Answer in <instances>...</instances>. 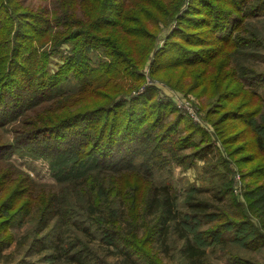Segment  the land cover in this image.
<instances>
[{
    "label": "trees",
    "instance_id": "16d2710c",
    "mask_svg": "<svg viewBox=\"0 0 264 264\" xmlns=\"http://www.w3.org/2000/svg\"><path fill=\"white\" fill-rule=\"evenodd\" d=\"M261 18L264 0H0V128L21 119L12 141L0 138V262L12 264L5 252L15 246L13 255L25 251L17 264H112V254L165 264L156 245L169 236L192 260L221 244L227 228L234 245L264 248V73L245 61L264 60V42L244 34L247 21ZM165 30V47L155 52ZM145 65L151 79L162 74L167 83L194 74L188 90L212 101L207 119L246 169L237 174L247 205L205 130L156 100L154 87L131 96L145 83ZM68 83L77 90L66 92ZM18 154L46 161L57 188L7 167ZM199 163L205 177L219 178L218 205L195 199L202 189L194 186L179 203L173 167ZM165 170L170 177L156 185L154 172ZM220 203L234 219H222Z\"/></svg>",
    "mask_w": 264,
    "mask_h": 264
},
{
    "label": "rangeland",
    "instance_id": "374dc122",
    "mask_svg": "<svg viewBox=\"0 0 264 264\" xmlns=\"http://www.w3.org/2000/svg\"><path fill=\"white\" fill-rule=\"evenodd\" d=\"M245 30H247L248 33H244L245 35L249 34L252 35L253 33H256L257 36L264 42V18L256 19L247 21L244 25ZM258 33H257V32ZM167 30H165L160 35V40L157 41L155 45L154 51H161L165 47V34ZM248 35V36H249ZM153 51V53H154ZM261 53L264 54V50H261ZM152 55V54H151ZM151 57V56H150ZM241 63H245V57L243 58L240 55H236ZM249 64H252V66L256 69L258 73L263 74L264 73V60L257 59L255 61L251 60H245ZM148 64V63H147ZM149 65V64H148ZM247 65V64H246ZM254 69V70H255ZM208 75H211L213 71H208ZM150 67L145 65L143 69V75L145 77V83H143L142 87H140L138 90L135 89L131 92L132 97L140 96L143 93V90L148 87H154L157 90L156 94V100L160 101H168L172 103V105L176 106L175 99L180 97L187 99V101L190 102L192 106L196 109L197 116H198V124L195 123L196 127L205 130L209 136V139L215 143L218 144V147L221 148V152L219 154L225 158L229 163V166L231 169L234 170V172L237 173H247L246 169L238 170L235 163H233L232 159L227 155V152L225 151V147H223L222 143L217 138V132L211 122L207 119V114L209 110L211 109V102L209 100V97L207 96H198L195 93H192L188 90V87L191 85L190 80L191 77L194 75L192 72L184 73L185 75H179L181 78H185L186 80H180L179 77L175 76V79L167 83V78L162 76V74L159 77L155 78L157 80H153L150 78ZM205 79H207L205 77ZM201 81V80H200ZM128 83H131V80H127ZM209 86L211 88H215V85L211 79ZM66 92L72 93L77 90V85L75 83H68L64 85ZM243 99V98H241ZM243 101V100H242ZM177 107V106H176ZM214 107V106H213ZM189 117V116H188ZM172 119V117H169V119ZM190 118V117H189ZM192 119V118H191ZM213 119V118H211ZM21 123V119H19L17 122H15L13 125L5 126L4 128H0V138L5 141H12L13 137V129H19ZM15 127V128H14ZM232 150V149H230ZM189 153V152H186ZM185 153V154H186ZM198 167H195L194 169H189L188 171H183L181 168L173 167L172 175L174 177V182L177 184L179 189H181L182 195L179 197V203H182L185 199V194L187 191H189V188L191 186H194L198 189H202V192L199 193H191V195L195 196V199H203L207 200L211 203V205H218L217 202L213 199L214 196V189H215V182L217 183L219 178H215L214 182L205 177L202 171H200L202 167V163L198 164ZM9 168L13 167L17 171L23 173L26 175L29 180L36 185L44 186L47 190L54 191L55 188H57V183L52 178L49 165L46 161H43L42 159H38L33 156H29L26 154H18L13 156L12 158V166H7ZM225 168H228L226 165H224ZM221 173H225L226 170L224 168H220ZM233 175V174H232ZM230 175V177H227V181L229 180L234 181L232 178L233 176ZM241 176V175H240ZM170 177V173L168 171L163 172H154V182L156 185H161L165 182L166 178ZM249 180H244V183H250ZM213 183V184H212ZM242 183V187L244 189V184ZM245 193V190H243V195ZM190 195V193H189ZM231 195L227 196L226 203H232ZM244 198V196H242ZM238 198V197H237ZM240 199V198H239ZM239 201V200H238ZM243 204L245 203L247 205L246 198L243 200ZM181 206V205H179ZM220 208L222 209V215H226L227 217H223L222 219H225L228 221L229 219H234L233 216L230 214L229 211L224 209V203L219 204ZM247 207V206H246ZM182 208V207H180ZM184 209V207H183ZM208 209V208H207ZM235 207H232V211H234ZM210 212H216V209L210 210ZM256 221V224L258 227H260L261 223L259 219L254 218ZM238 221V220H236ZM218 222L214 221L210 224H207L205 227H211L217 224ZM123 229L125 232H130L131 227L127 222H123ZM261 228V227H260ZM27 230L26 228L20 229L16 231V234H23ZM228 231H226L223 234V239H225L221 244L213 245L212 247H206V252L204 254H201L198 252L197 254H194L192 257V260H189L184 257V253L181 252L183 241L180 240L178 237H168L167 241H165L164 244H158L156 245L157 252L158 250L161 251L160 257L164 260L163 262L165 264H240L237 262L236 257L250 260V264H264V248L261 250L254 252L250 251L248 249H245L241 246L234 245L235 243L231 240H233V233L232 228H227ZM163 241V237L161 239ZM15 246H12L9 250H7L5 253L6 255H11L12 257V264H17L20 260L24 259L25 251H22L18 256L17 253L13 255V249ZM101 254L108 255L111 253L106 247L102 246L100 247ZM14 257V258H13ZM18 257V258H17ZM17 258V259H16ZM32 260H36L37 258L33 256L31 258ZM109 261L112 264H129L127 262H124L122 258L116 256L115 254L108 256ZM4 261L2 260L0 264H2Z\"/></svg>",
    "mask_w": 264,
    "mask_h": 264
},
{
    "label": "built area",
    "instance_id": "2783aa9c",
    "mask_svg": "<svg viewBox=\"0 0 264 264\" xmlns=\"http://www.w3.org/2000/svg\"><path fill=\"white\" fill-rule=\"evenodd\" d=\"M175 104L177 106V108L179 110H181L185 115L189 116L190 118H192V120L198 124V116H197V112L196 109L194 108V106H192L190 104L189 101H187V99L180 97V99L178 97H176L175 99ZM233 192L234 195L237 199L242 200V195H243V187H242V183H241V178L240 175L237 174V172H235V175L233 176Z\"/></svg>",
    "mask_w": 264,
    "mask_h": 264
}]
</instances>
